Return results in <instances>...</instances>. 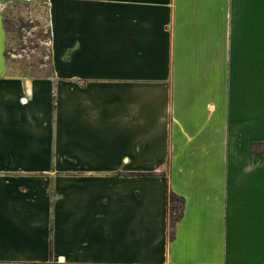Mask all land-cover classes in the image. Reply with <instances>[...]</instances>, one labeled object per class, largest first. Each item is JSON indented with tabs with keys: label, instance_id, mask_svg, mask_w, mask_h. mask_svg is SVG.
Listing matches in <instances>:
<instances>
[{
	"label": "crops",
	"instance_id": "1",
	"mask_svg": "<svg viewBox=\"0 0 264 264\" xmlns=\"http://www.w3.org/2000/svg\"><path fill=\"white\" fill-rule=\"evenodd\" d=\"M12 1L0 263L264 264V0H48L46 76L7 59Z\"/></svg>",
	"mask_w": 264,
	"mask_h": 264
},
{
	"label": "rangeland",
	"instance_id": "2",
	"mask_svg": "<svg viewBox=\"0 0 264 264\" xmlns=\"http://www.w3.org/2000/svg\"><path fill=\"white\" fill-rule=\"evenodd\" d=\"M51 14L52 4L48 0H13L3 6L8 35L6 56L15 75L52 73Z\"/></svg>",
	"mask_w": 264,
	"mask_h": 264
},
{
	"label": "trees",
	"instance_id": "3",
	"mask_svg": "<svg viewBox=\"0 0 264 264\" xmlns=\"http://www.w3.org/2000/svg\"><path fill=\"white\" fill-rule=\"evenodd\" d=\"M184 198L177 195L173 191H169L167 196V205L169 211L170 226L173 228L176 222L181 218L184 211ZM174 236L173 229L171 230V237Z\"/></svg>",
	"mask_w": 264,
	"mask_h": 264
}]
</instances>
